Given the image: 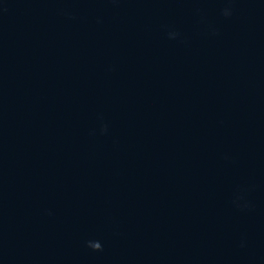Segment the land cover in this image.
<instances>
[{"label":"water","instance_id":"1","mask_svg":"<svg viewBox=\"0 0 264 264\" xmlns=\"http://www.w3.org/2000/svg\"><path fill=\"white\" fill-rule=\"evenodd\" d=\"M0 264H264V0H0Z\"/></svg>","mask_w":264,"mask_h":264}]
</instances>
